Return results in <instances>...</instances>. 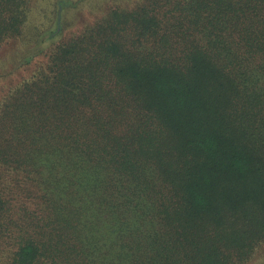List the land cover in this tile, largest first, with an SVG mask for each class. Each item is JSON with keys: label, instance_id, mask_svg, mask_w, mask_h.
Listing matches in <instances>:
<instances>
[{"label": "trees", "instance_id": "obj_1", "mask_svg": "<svg viewBox=\"0 0 264 264\" xmlns=\"http://www.w3.org/2000/svg\"><path fill=\"white\" fill-rule=\"evenodd\" d=\"M35 5L0 0V45L43 36ZM106 9L0 102V264H245L264 243V0Z\"/></svg>", "mask_w": 264, "mask_h": 264}, {"label": "rangeland", "instance_id": "obj_2", "mask_svg": "<svg viewBox=\"0 0 264 264\" xmlns=\"http://www.w3.org/2000/svg\"><path fill=\"white\" fill-rule=\"evenodd\" d=\"M35 10L31 17V24L37 28V36L43 33L40 38L33 35V30H28V36H33L29 43L24 34L23 38L18 41L10 40L8 43L0 45V75L11 69L19 62L27 60L28 55L38 52L40 58L36 64L28 65L26 68L17 70L14 76L7 79H0V102L4 99L12 87L19 84L26 77L31 78L37 72L39 66L46 60L43 55L46 50H50L55 41L68 38L75 32L82 29L86 24L107 11L108 6H125L130 7L137 0H35ZM104 12V13H103ZM30 21V16L29 20ZM60 28V29H59ZM59 29V30H58ZM52 34L51 37H47ZM24 37H26L24 39ZM40 40L43 42L39 43ZM34 52V53H35ZM36 54V53H35ZM245 264H264V243L257 249L253 257Z\"/></svg>", "mask_w": 264, "mask_h": 264}]
</instances>
